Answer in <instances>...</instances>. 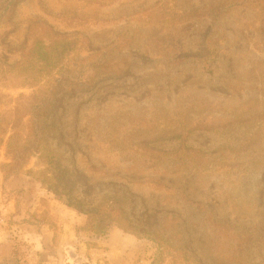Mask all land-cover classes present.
I'll return each instance as SVG.
<instances>
[{"label": "rangeland", "instance_id": "rangeland-1", "mask_svg": "<svg viewBox=\"0 0 264 264\" xmlns=\"http://www.w3.org/2000/svg\"><path fill=\"white\" fill-rule=\"evenodd\" d=\"M15 1L0 0L2 109L30 92L15 66L37 41L77 43L70 62L95 65L93 83L53 103L63 139L47 142L74 195L113 196L123 213L99 238L34 177L0 180V231L28 263L35 246L19 238L34 226L50 264H108V244L119 264H149L152 241L120 247L133 229L178 246L165 264H264V0Z\"/></svg>", "mask_w": 264, "mask_h": 264}, {"label": "trees", "instance_id": "trees-1", "mask_svg": "<svg viewBox=\"0 0 264 264\" xmlns=\"http://www.w3.org/2000/svg\"><path fill=\"white\" fill-rule=\"evenodd\" d=\"M14 1L10 0V3ZM76 45L77 43L66 38L58 39L50 45L37 41L15 66L16 71L20 73L15 88L27 87L30 92H19L16 96H11L10 104L6 105L7 109H2L3 95H0V146L4 147V161L0 163V172L3 183L19 175L34 177L48 190L64 197L66 205L85 214L88 229L99 237L105 235L113 224L120 222L123 213L118 200L108 196L95 203L89 199L87 189L82 190L79 197L74 195L73 190L76 188L64 170L62 158L58 152L49 148L47 142L48 138L63 139L59 123L55 125L48 123L53 103L61 104L62 97L81 92L93 83L95 65L90 62L73 65L70 62ZM53 78L57 80L53 81ZM60 93L63 94L58 96ZM24 118L25 122L22 120ZM32 157L38 159L40 168L36 170L27 168ZM22 194V187L14 191V206ZM25 222L29 223L28 220ZM133 230L137 239L144 238L154 243L149 264H165L169 259L171 263L180 256L178 246L157 238L153 231ZM23 244L24 242L13 244L10 256L15 264H29L27 256L23 257L19 253L18 247ZM35 253L37 256L35 264H50L40 258L39 250H35ZM76 257L75 253L72 261H75ZM184 259L183 257L182 261ZM106 260L109 264L107 258Z\"/></svg>", "mask_w": 264, "mask_h": 264}, {"label": "crops", "instance_id": "crops-1", "mask_svg": "<svg viewBox=\"0 0 264 264\" xmlns=\"http://www.w3.org/2000/svg\"><path fill=\"white\" fill-rule=\"evenodd\" d=\"M0 180H2V176H1ZM0 200H1V192H0ZM25 225H27V224L23 223L22 227L25 226ZM29 226H31V225H29ZM31 227L34 228L35 232L32 231V228H30L28 230L27 229H22L23 232H21L20 235L23 236V237L20 236L19 240L30 242L31 244H34L36 250H39L40 252H43L44 249L48 246V243H46L45 242L46 239H43V237L40 235V233L38 231L40 229V227L39 228L34 227V226H31ZM5 233H7V231H0V261H2V259H3L2 252L4 251V254L7 253V255H10L12 247H13V243H12V240H11L12 238L10 239L9 237H7L5 235ZM34 233L37 234V237L34 236ZM113 234H114L113 236H118L117 233H113ZM105 236L107 237V235H104V237ZM51 237H52V233H51ZM51 237L48 239V241H50V242L52 241ZM99 238H101V237H99ZM106 240L107 239H105L104 241H106ZM120 240H121L120 244L124 240H126L129 243L130 246H133L134 244L137 245V244H139V242H142V240L137 239L135 237H133V238L120 237ZM107 246H110V250L108 252L109 253L108 254V259H109V261L112 264H119L118 261H120L121 258L122 259L126 258V257H123V255H120V254L114 255L115 252H114L113 246L110 245V244H108ZM120 247H121L122 250H126L129 246L123 245V243H122V245H120ZM70 249H71V247H69L68 254L72 258L73 254L70 251Z\"/></svg>", "mask_w": 264, "mask_h": 264}]
</instances>
